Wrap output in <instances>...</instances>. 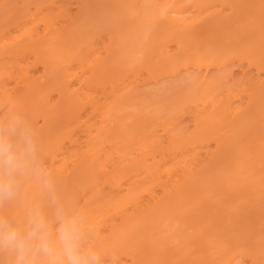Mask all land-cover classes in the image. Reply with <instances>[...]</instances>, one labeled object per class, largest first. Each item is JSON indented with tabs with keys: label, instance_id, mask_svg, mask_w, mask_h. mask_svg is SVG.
<instances>
[{
	"label": "bare ground",
	"instance_id": "6f19581e",
	"mask_svg": "<svg viewBox=\"0 0 264 264\" xmlns=\"http://www.w3.org/2000/svg\"><path fill=\"white\" fill-rule=\"evenodd\" d=\"M11 117L42 174L0 216L54 195L103 264H264V0H0Z\"/></svg>",
	"mask_w": 264,
	"mask_h": 264
},
{
	"label": "clouds",
	"instance_id": "9594fccd",
	"mask_svg": "<svg viewBox=\"0 0 264 264\" xmlns=\"http://www.w3.org/2000/svg\"><path fill=\"white\" fill-rule=\"evenodd\" d=\"M35 154L32 133L19 117L0 123V203L16 197L25 173L42 174ZM52 203L51 217L39 204L22 220L0 216V254L9 264H103L101 253L88 244L82 217L58 205L54 195Z\"/></svg>",
	"mask_w": 264,
	"mask_h": 264
},
{
	"label": "rangeland",
	"instance_id": "374dc122",
	"mask_svg": "<svg viewBox=\"0 0 264 264\" xmlns=\"http://www.w3.org/2000/svg\"><path fill=\"white\" fill-rule=\"evenodd\" d=\"M174 45H172V46H170V47H172V48H174L173 47ZM171 48V49H172ZM232 64H230V65H227L226 66V68L224 69V71H226L227 69H229V68H231V72H229L224 78H223V84H222V87H226V86H228V85H230V84H232V82L233 81H236L237 79H240V78H242L243 76H244V74H248V70H246V69H244V70H242L243 68H240V67H237V68H234L233 66H231ZM182 73V74H181ZM180 73V75H177V77H176V79L174 78V80H177V78L179 77H181V76H187L188 74H187V72H181ZM211 73L213 74V73H215V70H212L211 71ZM250 73V72H249ZM210 74V73H209ZM231 75V76H230ZM249 75V74H248ZM178 78V79H179ZM169 81H173L171 78H165L163 81H160L161 83H168ZM159 82V83H160ZM160 83V84H161ZM172 84H174V83H171L170 85H172Z\"/></svg>",
	"mask_w": 264,
	"mask_h": 264
}]
</instances>
